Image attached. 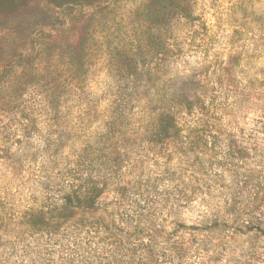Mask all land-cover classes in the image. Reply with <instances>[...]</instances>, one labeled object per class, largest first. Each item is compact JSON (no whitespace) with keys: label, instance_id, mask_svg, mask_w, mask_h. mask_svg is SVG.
Wrapping results in <instances>:
<instances>
[{"label":"clouds","instance_id":"1","mask_svg":"<svg viewBox=\"0 0 264 264\" xmlns=\"http://www.w3.org/2000/svg\"><path fill=\"white\" fill-rule=\"evenodd\" d=\"M0 264H264V0H0Z\"/></svg>","mask_w":264,"mask_h":264}]
</instances>
